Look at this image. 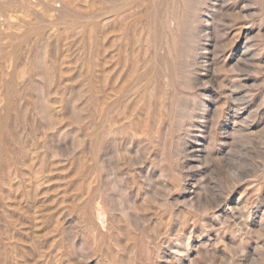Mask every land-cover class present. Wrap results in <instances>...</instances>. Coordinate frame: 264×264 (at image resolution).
<instances>
[{
	"label": "rangeland",
	"instance_id": "374dc122",
	"mask_svg": "<svg viewBox=\"0 0 264 264\" xmlns=\"http://www.w3.org/2000/svg\"><path fill=\"white\" fill-rule=\"evenodd\" d=\"M0 264H264V0H0Z\"/></svg>",
	"mask_w": 264,
	"mask_h": 264
}]
</instances>
